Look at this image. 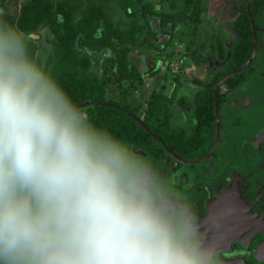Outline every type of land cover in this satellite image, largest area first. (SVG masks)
<instances>
[{"label":"clouds","instance_id":"clouds-1","mask_svg":"<svg viewBox=\"0 0 264 264\" xmlns=\"http://www.w3.org/2000/svg\"><path fill=\"white\" fill-rule=\"evenodd\" d=\"M175 195L0 21V264H221Z\"/></svg>","mask_w":264,"mask_h":264},{"label":"rangeland","instance_id":"rangeland-1","mask_svg":"<svg viewBox=\"0 0 264 264\" xmlns=\"http://www.w3.org/2000/svg\"><path fill=\"white\" fill-rule=\"evenodd\" d=\"M27 1L3 0V5L0 6V21L15 22L19 10ZM244 1L248 13L251 14V0ZM51 2L50 13L34 30L23 33L33 53L70 97V89L81 79L100 80L104 102L122 108L143 124L148 103L154 101L155 96H166L167 107L172 113L170 128L189 131V122L194 118L195 96L211 79V74L213 75L207 71L209 67L211 68L210 62L213 57L206 56L200 63H193L190 57L209 17L206 12L207 0L199 21H195L190 15L188 0H51ZM146 6L149 8L146 9ZM148 11L169 15L172 31L168 34H159L154 27V19L146 16ZM218 14L225 13L220 10ZM261 18H264V11ZM211 31L213 32V29ZM164 38L167 41L162 44ZM204 73L205 78L202 77ZM231 76L232 74L226 79ZM196 80H200L201 83L198 84ZM223 81L216 89L214 88L218 100L215 106L214 146L207 156L195 161L198 169L205 168L213 162L214 166L211 167L214 170L213 178L216 179L219 174L217 178L220 182L221 173L225 168L224 162L220 157L216 158V154L222 155L224 151L223 146L229 138L226 130L244 127V119L241 117L240 120L239 112L241 114L257 112L256 89L246 86L227 89ZM240 96L248 98L247 105L234 104L233 110H229L227 100ZM82 98L74 102L90 118L95 104L85 97ZM156 139L160 141L159 137ZM128 144L133 151L151 163L154 171L159 174L161 183L167 182L172 190L177 186L180 196L190 194L194 187L199 188L197 184L204 186L206 179L185 182L184 177L195 175L192 171L189 172V167L193 165L165 145H161L163 156L156 159L146 150ZM249 162L247 160L246 165ZM229 168L230 171L236 170L231 163ZM246 171L247 176L249 171L252 172L248 169ZM250 178L253 182V177ZM214 182L216 183L215 180ZM223 186L225 185L220 184L219 187ZM242 192L244 195L248 194L249 188H244ZM196 196L197 200L201 198L200 192H197Z\"/></svg>","mask_w":264,"mask_h":264},{"label":"flooded vegetation","instance_id":"flooded-vegetation-1","mask_svg":"<svg viewBox=\"0 0 264 264\" xmlns=\"http://www.w3.org/2000/svg\"><path fill=\"white\" fill-rule=\"evenodd\" d=\"M207 2L206 12L209 17L190 57L193 63H200L206 56L213 57L210 62L211 68L208 65L207 70L213 75L211 74V79L205 86L223 74L212 85L214 115L218 102L214 88L216 89L222 80L227 89L245 86L256 89L257 112L250 114L239 112L240 120L241 117L244 119V127L226 130L229 138L223 146L224 151L222 155L216 154V158L220 157L224 162L225 171L221 173V182L217 178L219 174H216V179L213 178L214 170L211 169L214 166L213 162L200 169L195 164V161L203 159L212 151L213 142V146L203 157L189 159L193 165L189 167V172L192 171L195 175L184 177L185 182L206 179L204 186L197 184L199 188L194 187L190 194L183 196H180L179 188L174 186L176 195L172 198L177 199L181 205H186L203 228L210 229V236L215 234L219 237L221 264H264V18H261L264 3L253 18L248 13L244 0ZM219 8L225 14H218ZM243 11L249 16L252 46L248 59L242 65L233 68L238 58L234 53L239 44L236 30ZM241 67L242 70L237 72ZM230 74L232 76L226 79ZM205 76L206 73L202 77ZM196 82L201 83L200 80ZM248 101L245 96H240L237 99L229 98L226 105L229 106V110H233L234 104L247 105ZM255 124L257 125L254 126ZM247 160L250 162L246 165ZM230 163L236 170L230 171ZM246 169L252 170L248 176L245 175ZM250 177H253V182ZM220 184L225 186L219 187ZM244 188H249L246 195L242 192ZM197 192L201 195L198 200Z\"/></svg>","mask_w":264,"mask_h":264},{"label":"trees","instance_id":"trees-1","mask_svg":"<svg viewBox=\"0 0 264 264\" xmlns=\"http://www.w3.org/2000/svg\"><path fill=\"white\" fill-rule=\"evenodd\" d=\"M206 0H188L190 15L199 21L200 13L204 11ZM264 0L251 2V17L255 18L257 10ZM3 0H0V6ZM51 0H28L19 10L15 25L21 32L34 30L42 19L50 13ZM149 6H146V9ZM147 18L154 19V27L159 34L172 31L171 18L167 14L148 11ZM237 25L239 44L234 53L237 60L233 65L236 68L242 65L249 57L251 51V25L249 16L243 11ZM206 31H204L205 33ZM206 37V36H205ZM167 40L164 38L162 44ZM122 66L124 67L123 63ZM214 79L203 90H200L194 99V118L189 122V131L185 129H172L169 126L171 111L167 107L168 97L155 96V100L148 103V109L143 119V124L136 121L129 112L122 108L106 103L102 97V82L97 79H81L70 94L73 99H89L94 102L93 113L90 120L98 127L107 129L118 138L146 150L154 158L163 156L162 144L171 149L182 159H195L203 157L213 146L215 137L214 97L212 85ZM159 137L160 141L156 139Z\"/></svg>","mask_w":264,"mask_h":264}]
</instances>
